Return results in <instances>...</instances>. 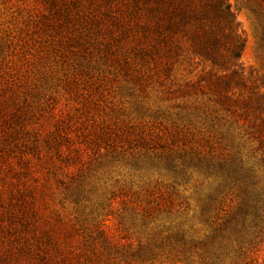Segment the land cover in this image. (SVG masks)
Masks as SVG:
<instances>
[{"label":"rangeland","instance_id":"obj_1","mask_svg":"<svg viewBox=\"0 0 264 264\" xmlns=\"http://www.w3.org/2000/svg\"><path fill=\"white\" fill-rule=\"evenodd\" d=\"M227 1L243 72L264 96V2ZM37 4L0 0V264H264V231L249 252L216 233L237 200L194 167L219 153L197 104L104 66L77 73L38 31ZM200 70L185 62L173 78Z\"/></svg>","mask_w":264,"mask_h":264},{"label":"trees","instance_id":"obj_2","mask_svg":"<svg viewBox=\"0 0 264 264\" xmlns=\"http://www.w3.org/2000/svg\"><path fill=\"white\" fill-rule=\"evenodd\" d=\"M36 1L38 31L53 37L54 51L68 49L75 56L77 73L91 64L104 66L141 89L153 84L165 100L197 104L189 106L191 114L211 134L219 153L197 159L194 167L214 179L215 196L227 193L237 200V209L216 233L228 234L239 252L256 250L264 231V96L249 86L243 72L244 41L228 1ZM189 61L201 67L195 79L173 78ZM55 150L45 156L53 162L46 168L51 174L60 168L53 158L61 161V153ZM179 242L185 243L182 236ZM44 255H39L41 262ZM86 262L93 264L90 256Z\"/></svg>","mask_w":264,"mask_h":264}]
</instances>
